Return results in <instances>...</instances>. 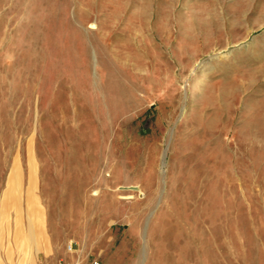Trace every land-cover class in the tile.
Masks as SVG:
<instances>
[{
    "label": "rangeland",
    "instance_id": "rangeland-1",
    "mask_svg": "<svg viewBox=\"0 0 264 264\" xmlns=\"http://www.w3.org/2000/svg\"><path fill=\"white\" fill-rule=\"evenodd\" d=\"M29 206L30 264H264V0H0L6 245Z\"/></svg>",
    "mask_w": 264,
    "mask_h": 264
},
{
    "label": "bare ground",
    "instance_id": "bare-ground-1",
    "mask_svg": "<svg viewBox=\"0 0 264 264\" xmlns=\"http://www.w3.org/2000/svg\"><path fill=\"white\" fill-rule=\"evenodd\" d=\"M200 71L201 74L199 75V78L195 81L196 87H199L210 80V76L208 75L209 73L207 74L206 68L205 70L200 69ZM127 190L138 191L137 188H128ZM9 199H12L14 205L16 204V199L11 197ZM22 211L23 210L17 211L18 213L15 219V245L12 244L11 246L9 238L8 241H6L7 245L6 243H3L2 238H0V253L3 251L7 253V255L11 256L14 254L13 249H16L21 254L23 259H25L30 264L34 262L36 254L38 255L40 252H43L44 232L42 222H40L42 216L35 207L29 206L27 207V211H25L24 213L25 218L27 219V223L26 225H24L23 222H21ZM0 220H2V214H0ZM28 242L30 243L28 244Z\"/></svg>",
    "mask_w": 264,
    "mask_h": 264
},
{
    "label": "built area",
    "instance_id": "built-area-1",
    "mask_svg": "<svg viewBox=\"0 0 264 264\" xmlns=\"http://www.w3.org/2000/svg\"><path fill=\"white\" fill-rule=\"evenodd\" d=\"M68 250H69V251H72V250H73V245H72V244L69 245ZM85 264H100V262H99L98 260L94 259V260L88 261V262L85 263Z\"/></svg>",
    "mask_w": 264,
    "mask_h": 264
}]
</instances>
